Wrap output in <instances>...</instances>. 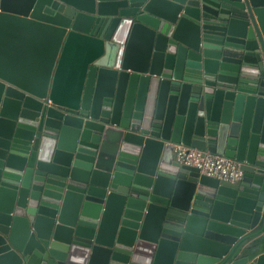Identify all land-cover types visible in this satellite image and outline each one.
I'll return each mask as SVG.
<instances>
[{
	"label": "water",
	"instance_id": "obj_1",
	"mask_svg": "<svg viewBox=\"0 0 264 264\" xmlns=\"http://www.w3.org/2000/svg\"><path fill=\"white\" fill-rule=\"evenodd\" d=\"M263 64L264 0H0V264H264Z\"/></svg>",
	"mask_w": 264,
	"mask_h": 264
},
{
	"label": "built area",
	"instance_id": "obj_2",
	"mask_svg": "<svg viewBox=\"0 0 264 264\" xmlns=\"http://www.w3.org/2000/svg\"><path fill=\"white\" fill-rule=\"evenodd\" d=\"M262 70L264 82V64ZM172 146L175 161L197 167L207 176L231 183L238 182L242 178L240 163L233 158L202 151L181 143H173Z\"/></svg>",
	"mask_w": 264,
	"mask_h": 264
},
{
	"label": "crops",
	"instance_id": "obj_3",
	"mask_svg": "<svg viewBox=\"0 0 264 264\" xmlns=\"http://www.w3.org/2000/svg\"><path fill=\"white\" fill-rule=\"evenodd\" d=\"M258 244H262L264 245V236L262 235V237L260 238V240L258 241Z\"/></svg>",
	"mask_w": 264,
	"mask_h": 264
},
{
	"label": "flooded vegetation",
	"instance_id": "obj_4",
	"mask_svg": "<svg viewBox=\"0 0 264 264\" xmlns=\"http://www.w3.org/2000/svg\"><path fill=\"white\" fill-rule=\"evenodd\" d=\"M46 102H47V103H49V102H50V100H49V99H47V100H46Z\"/></svg>",
	"mask_w": 264,
	"mask_h": 264
}]
</instances>
